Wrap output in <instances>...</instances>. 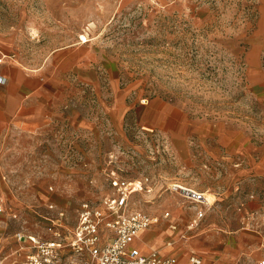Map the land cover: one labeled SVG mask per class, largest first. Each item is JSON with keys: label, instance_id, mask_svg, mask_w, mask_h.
I'll return each instance as SVG.
<instances>
[{"label": "rangeland", "instance_id": "374dc122", "mask_svg": "<svg viewBox=\"0 0 264 264\" xmlns=\"http://www.w3.org/2000/svg\"><path fill=\"white\" fill-rule=\"evenodd\" d=\"M4 36L9 60L52 68L64 96L51 125L0 143V193L20 207L58 197L75 218L81 201L109 192L110 168L148 178L152 192L133 199L144 209L189 207L172 189L188 185L218 197L209 214L231 215L219 225L264 235V0H0ZM154 100L189 113L193 158L141 122ZM230 149L231 164L212 154ZM18 228L0 220V253Z\"/></svg>", "mask_w": 264, "mask_h": 264}, {"label": "crops", "instance_id": "0c3cea01", "mask_svg": "<svg viewBox=\"0 0 264 264\" xmlns=\"http://www.w3.org/2000/svg\"><path fill=\"white\" fill-rule=\"evenodd\" d=\"M9 37L4 36L0 39V57H4L0 62V143L5 141L6 137L15 130L45 129V127L51 125L50 121L54 119L55 110L64 96L63 92H61L59 73L54 74L51 72L52 68L47 70L45 66L28 67L22 63L14 64L9 60L12 53L11 39ZM86 64L87 68H90V60L87 62L84 60L82 63L84 76H86ZM1 78H5L6 81H1ZM138 114L139 119L146 125L147 129L151 130V132L157 131L159 134L162 133L166 136V142L169 143V146L172 147L173 144L175 147H180L179 143H181L187 147L186 149H179L178 154L183 155L185 158H193L194 155L188 149V146L190 147L191 140L189 135L194 124L185 109L162 100H154L139 109ZM83 126L88 125L84 122ZM79 127H82L81 123ZM201 127L206 131L205 135H207L210 128L205 125H201ZM221 132V129H219L216 133L219 137L223 136L222 139L227 138L231 143V133L227 136L222 135ZM173 153H176V151ZM200 154L196 158H201L199 165H204V160L209 156L205 155L203 151ZM212 154H217L216 158L221 160L228 159L231 164V149L226 152H212ZM195 164H198V162ZM180 185L185 188L196 189L188 185ZM200 191L204 192L205 195L206 191L209 192V190ZM8 192L9 194L7 193V195L0 193L8 200L9 206L8 210L0 213V220L5 222L9 220L15 221L20 225L22 224V228H18L13 233L14 247L0 253V258H6V264H8L13 252L20 246L16 237V233L19 230L25 229L27 233L44 235L45 237L51 236L46 232V221L39 216L41 211L46 210L48 204L54 203L60 207L67 208L70 213L69 227H75L78 219L77 212L76 217L72 218V214L75 211L71 213L68 205L58 202V197H49L46 200L40 199L20 207L15 203L11 192L9 190ZM147 192L151 193L152 189ZM176 192L186 199L189 207L184 208L179 200L166 203L164 211H150L134 203V195L142 193V191L135 193L131 197L132 203L136 208L160 217V221L157 224L141 231L132 243V246L137 247L141 253L150 254L153 251H157L160 255L175 256L184 262H187L193 253H197L203 258L204 264H245L251 256H254L252 258L255 264H258L264 258L263 251L258 249L264 246V235L262 232L240 231L232 233L231 226L226 227L218 224L231 222L230 214L226 216L218 215L217 217L209 214L212 206L218 202L217 196H215L216 202L213 205L211 204L201 223L197 227L190 229L189 224L196 217L197 211L182 192ZM221 196L222 198L224 197L223 194ZM199 206H203V203L199 204ZM11 210L17 212L20 219L12 218ZM31 210H37L36 214L32 215ZM165 212H170V215L165 217ZM23 219H26L27 226L23 225ZM31 224L37 226V230L33 231ZM214 227H222L224 231L217 230ZM247 254L250 255L248 259Z\"/></svg>", "mask_w": 264, "mask_h": 264}, {"label": "built area", "instance_id": "2783aa9c", "mask_svg": "<svg viewBox=\"0 0 264 264\" xmlns=\"http://www.w3.org/2000/svg\"><path fill=\"white\" fill-rule=\"evenodd\" d=\"M0 57V62L3 60ZM5 82V78H1ZM106 183L109 192L96 200H84L77 207L78 219L70 228V213L67 208L54 203L46 206L40 215L46 221V232L51 235L16 233L20 246L10 256L8 264H204L203 258L193 253L187 262L175 256H163L157 251L143 254L132 243L141 231L160 221L158 215L136 208L131 197L140 191H151L146 179H130L106 168ZM53 188V187H52ZM174 191L182 192L196 209V217L189 228L197 227L211 204L204 192L174 184ZM203 203V206L199 204ZM9 209L8 200L0 195V213ZM35 215L37 210L30 211ZM14 219H20L11 210ZM165 217L170 212L164 213ZM8 258V257H7ZM0 258V264H6ZM258 264H264V258Z\"/></svg>", "mask_w": 264, "mask_h": 264}, {"label": "bare ground", "instance_id": "6f19581e", "mask_svg": "<svg viewBox=\"0 0 264 264\" xmlns=\"http://www.w3.org/2000/svg\"><path fill=\"white\" fill-rule=\"evenodd\" d=\"M187 188V187H186ZM206 197H207V200H208V202L210 203V204H214L215 202H216V197L212 194V193H210V192H208V191H206Z\"/></svg>", "mask_w": 264, "mask_h": 264}]
</instances>
